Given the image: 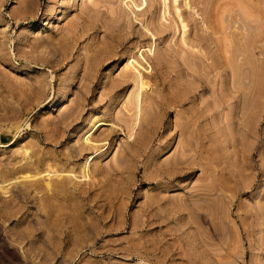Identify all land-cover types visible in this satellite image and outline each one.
Instances as JSON below:
<instances>
[{
  "label": "rangeland",
  "instance_id": "obj_1",
  "mask_svg": "<svg viewBox=\"0 0 264 264\" xmlns=\"http://www.w3.org/2000/svg\"><path fill=\"white\" fill-rule=\"evenodd\" d=\"M168 3L0 0V264H264V0Z\"/></svg>",
  "mask_w": 264,
  "mask_h": 264
},
{
  "label": "bare ground",
  "instance_id": "obj_2",
  "mask_svg": "<svg viewBox=\"0 0 264 264\" xmlns=\"http://www.w3.org/2000/svg\"><path fill=\"white\" fill-rule=\"evenodd\" d=\"M179 1L180 0H173V3H174V8H175V11H173V12H176V14H177V20H179L180 22H181V25H182V27H183V31H184V34L187 32V27H188V23H185V21H186V19H188L189 18V14L187 13V12H185L184 10H182V8H181V4L179 3ZM164 2H165V7L166 8H170V6H169V3H168V0H164ZM191 4V3H190ZM183 6V5H182ZM167 9V10H168ZM57 14V13H56ZM206 15V14H205ZM219 15V14H218ZM55 17V16H54ZM197 17V16H196ZM203 17V16H202ZM136 18V17H135ZM175 19V18H174ZM195 19V18H194ZM205 19V18H204ZM209 19V18H208ZM176 20V21H177ZM200 20V19H199ZM216 20V19H215ZM204 21H206V20H204ZM178 22V21H177ZM213 22H215V21H213ZM50 23H51V21H50ZM173 23H175V20L173 21ZM203 23V22H202ZM195 24H196V32L195 33H193V35H191V33H189V35H186L185 36V38H184V41H185V43L189 46V48H190V46H194L195 44H203L204 43V40H206V41H208L211 37H212V35H213V33L212 34H210V33H208L207 32V30H205V29H201V26L199 25L200 24V22L196 19V21H195ZM207 25V24H206ZM179 26V25H178ZM194 26V25H193ZM212 26V25H211ZM214 26V25H213ZM214 27H216V26H214ZM165 28H170L169 26H165V27H163L162 29L164 30V31H166V29ZM182 31V32H183ZM195 34V35H194ZM234 36V35H233ZM229 37V36H228ZM228 37H226V40L228 41V43H230L231 42V40H230V38H228ZM213 39V38H212ZM229 39V40H228ZM213 41V40H212ZM230 41V42H229ZM232 41H233V39H232ZM231 46V45H230ZM181 47V46H180ZM195 47V46H194ZM193 47V48H194ZM218 47V46H217ZM215 48V47H214ZM171 49V48H170ZM152 50V49H151ZM193 51V50H192ZM196 51V53H194V52H192V53H189L190 55H192L193 56V58H195L196 60H198V61H201V62H204L205 61V59H209V58H212V55L213 54H211V55H209V53L212 51H210V52H204L203 50H202V48H199L198 50H195ZM199 53H201V54H199ZM177 55V54H176ZM229 56V55H228ZM232 56V55H231ZM163 57V56H162ZM215 57V56H214ZM217 57V56H216ZM223 59L224 58H220V59H216L215 58V60L212 62V64L211 65H209L210 67H206V68H211V69H222V72H221V74L223 75V77H225V79H223L222 78V81L223 80H225V82H227L226 80H227V77H230V75H233L229 70H228V67L229 66H227V64L225 65L224 64V61H223ZM211 60V59H210ZM187 60H185V62H186ZM133 62V61H132ZM184 62V61H183ZM195 62V61H194ZM206 62V61H205ZM130 63V62H129ZM233 63V62H232ZM209 63H207V65H208ZM128 66V65H127ZM182 66H184V63L182 64ZM188 66V65H187ZM142 67V66H141ZM232 67V66H231ZM129 70H131L130 72H128L129 74L131 73L132 74V77L135 79L134 81L136 82H138L140 85L139 86H142V88L144 87V86H146V85H148V82L145 80V76L142 74V72H141V70L134 64V63H130V65H129ZM234 68V67H233ZM142 69H143V67H142ZM187 69V68H186ZM232 69V68H231ZM190 70V69H189ZM237 70V69H236ZM205 73V72H204ZM196 75V74H195ZM208 75V74H207ZM131 76V75H130ZM132 78V79H133ZM220 80H221V78H220ZM230 80V79H229ZM230 82V81H229ZM229 82L227 83L228 85H227V90L226 91H228V100H227V104L229 105V107H230V111L232 112V118L234 117V114L236 113H234V107H233V105H235V103H237L238 102V98H239V96H240V93H239V91L237 90V85H235V87L234 86H232V84H230L229 85ZM217 83V82H216ZM220 86V85H219ZM234 87V88H233ZM215 88V87H214ZM141 89V88H140ZM220 90V89H219ZM214 91V90H213ZM217 91H218V89H217ZM224 93H226V92H224ZM248 93V92H247ZM245 94V93H244ZM65 95V94H64ZM246 95H249V94H246ZM245 95V96H246ZM140 96V95H139ZM67 97V96H66ZM138 98V97H137ZM64 100V99H63ZM182 101V100H181ZM142 102V101H141ZM139 103V102H138ZM137 103V104H138ZM219 103V102H218ZM139 105V104H138ZM138 107V106H137ZM127 112V111H126ZM230 112V113H231ZM230 118V117H229ZM228 119L227 121H228V123H229V125H233L235 122H234V120L233 119ZM95 120V119H94ZM107 121V120H106ZM226 121V122H227ZM106 122H105V119H103V118H97L96 120H95V122L94 123H92V126H91V128H90V130L89 131H92L91 129H93V128H95L96 126H100V125H104ZM185 123V122H184ZM180 126V125H179ZM130 127V126H129ZM182 128V127H181ZM97 129V128H96ZM188 129V128H187ZM115 130V129H114ZM186 130V129H185ZM88 132V131H87ZM184 133V132H183ZM188 135V134H187ZM131 137V136H130ZM85 139V143L87 144V149H94L96 152H98L101 148H102V146H99V145H97V144H95V139H92V138H90V136H86V138H84ZM197 139V138H196ZM182 142V141H181ZM84 144V143H83ZM193 144V143H192ZM85 145V144H84ZM129 146V145H128ZM166 147V146H165ZM82 148H83V146H82ZM85 148V149H86ZM130 148V147H129ZM93 149H92V151H93ZM82 150V149H81ZM179 162H180V160L179 159H177ZM184 162V161H183ZM182 162V163H183ZM187 162V161H186ZM176 163H178V162H176ZM180 164V163H179ZM86 166H87V164H86ZM85 166V167H86ZM54 171V170H53ZM82 175H83V173H82ZM89 175H91V174H89ZM87 178V177H86ZM48 184H49V182H48ZM59 186V185H58ZM49 187V186H48ZM58 188L57 186H54L53 185V188ZM60 188H62V187H60ZM49 189V188H48ZM59 190V189H58ZM55 191V190H54Z\"/></svg>",
  "mask_w": 264,
  "mask_h": 264
}]
</instances>
